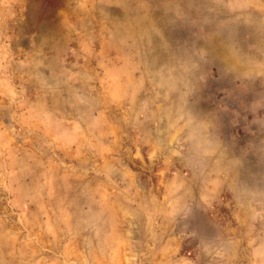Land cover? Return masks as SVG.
<instances>
[{
    "label": "clouds",
    "instance_id": "9594fccd",
    "mask_svg": "<svg viewBox=\"0 0 264 264\" xmlns=\"http://www.w3.org/2000/svg\"><path fill=\"white\" fill-rule=\"evenodd\" d=\"M0 264H264V0H0Z\"/></svg>",
    "mask_w": 264,
    "mask_h": 264
}]
</instances>
